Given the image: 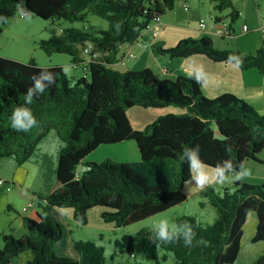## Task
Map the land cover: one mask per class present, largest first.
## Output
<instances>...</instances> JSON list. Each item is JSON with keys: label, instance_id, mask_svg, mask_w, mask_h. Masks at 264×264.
Listing matches in <instances>:
<instances>
[{"label": "trees", "instance_id": "trees-1", "mask_svg": "<svg viewBox=\"0 0 264 264\" xmlns=\"http://www.w3.org/2000/svg\"><path fill=\"white\" fill-rule=\"evenodd\" d=\"M179 1L183 0H0V16L6 19L0 22V34L7 21L20 14L18 6L21 16L45 21L84 25L94 16L107 23L105 29L53 31L48 40L39 43L46 55L69 56L73 66L84 63L81 48L90 46L82 77L68 78L59 66L39 67L33 60L20 63L0 57V161L25 164L52 132L61 143L54 182L43 197L37 196V220L22 218L25 233L20 238L1 236L0 264H12L24 253L30 257L23 264H116L114 257L123 253L134 259L118 264H167L169 259L170 264H233L251 213L256 217V230L250 241H264V185L236 181L221 193L204 195V204L216 214L211 224L201 225L190 216L175 220V224L188 222L192 226L196 235L190 246L180 239L157 247L151 239L153 229L145 228L116 240L109 263L103 249L91 242L71 240L75 258L58 251L65 228L53 215L55 210H71V219L85 226L87 213L101 207L100 219L105 224L128 227L185 201L182 189L190 180V169L180 157L186 148L199 146L200 159L212 170L218 162L223 166L231 160L234 170L226 176L239 172L241 163H257L264 151V115L244 100L231 94L209 99L193 79L184 76L156 79L148 69L118 72L110 68L120 46L137 41L153 20L172 11ZM212 1L219 13L230 10V25L235 23L232 0ZM152 53L171 59L203 55L212 62L264 74V41L252 55L220 52L207 35L182 40L169 49L157 44ZM92 54L96 59H90ZM230 57H239L241 63ZM44 69L54 74L55 81L26 105L36 125L28 132H18L11 126L13 111L25 105L32 77L39 78ZM133 107L170 111L136 131L127 118ZM125 141L135 143L139 161L106 159L83 164L99 146ZM79 165L84 166L81 175L76 174ZM253 264H264V257Z\"/></svg>", "mask_w": 264, "mask_h": 264}, {"label": "rangeland", "instance_id": "rangeland-1", "mask_svg": "<svg viewBox=\"0 0 264 264\" xmlns=\"http://www.w3.org/2000/svg\"><path fill=\"white\" fill-rule=\"evenodd\" d=\"M188 2L190 3V7L192 10H197L195 5L197 3L200 4L201 6L198 7L199 12L201 13L205 23L209 22L210 16L208 14V10L207 8L203 7L208 2V0H188ZM183 14L185 18L183 15H181L179 18L180 27L188 28V26H186L187 24L195 26L194 21H189L187 19L188 13ZM106 26L107 23L105 21L94 16H89L87 18V23L83 25L79 22H74L72 24L60 20L52 22L45 21L34 16H21L20 14H17L7 21L0 34V57L8 58L20 63H27L28 61L33 60L39 67L59 66L63 74L68 78L78 77L83 70L82 64L73 66L71 64L70 57L67 55L54 53L46 55L40 49L39 43L41 41L48 40L53 31L60 33V30L70 27L76 29H83V27L105 29ZM234 41L235 39H225L223 44H226V42H228L230 45H232L233 51L231 52L236 53L238 51L233 46ZM156 45L157 44H154L150 47V53H152ZM213 46L215 48L214 44ZM85 48L90 47H82L81 52ZM89 50H91V48ZM218 51L222 52L221 50ZM82 54L85 55L84 57L89 60L87 56H89L90 53L84 54L82 52ZM152 55L154 54L152 53ZM154 57H158L159 60H175L171 59L168 55ZM180 62H182V60ZM120 65L124 66L125 64L122 61L120 62ZM65 67H68L70 69L69 74L67 75L63 71ZM148 68L151 67L148 66ZM168 68L171 69V67ZM152 72L156 75V77H154L156 79H159L157 78L158 74L156 69L153 68ZM192 72H196L199 76H207L206 73L203 72V70H192ZM258 98L259 100H261V97ZM169 111L170 108L151 109L133 107L127 111V118L133 130H141L152 121L156 120L160 116H163ZM60 147V141L56 137L55 133L52 132L38 146V149L31 160L26 162L23 166H16L13 161L5 160L4 162H6V164L2 169H0V180L4 182L2 186L0 185V189H3L2 187L6 188L7 186H9L10 190L9 193L3 192L0 194V207L4 205V201H6L8 197H11L14 199H11V201L15 203V207H17L15 209L18 215L23 214L22 210L26 212L25 214H30L33 212V210H37V205L39 202L37 196L43 197L54 182L57 154L60 150ZM106 159L119 163L135 162L139 161V153L135 146V143L132 141H125L113 145H101L86 156L83 164L87 162L99 163ZM4 162H0V164ZM243 165L245 169L250 172V175L248 177L242 180H236L234 178L236 173H232L227 176V179L224 181V183L221 184L213 181V183L210 186L206 187L205 190L198 189L195 184L189 180L184 184V187L182 189V192L186 197L185 201L169 208L162 213L156 214L149 219L135 223L128 227L115 228L111 224H105L100 219V213L104 210L101 207L92 208L87 213L85 226L78 225L71 219V210H55L53 212V215L63 224L65 228L63 238L64 243L62 244H70V239L72 241L91 242L103 249L104 257L109 263L108 258L115 252V241L125 234L134 235L140 229H153L154 226L157 225L160 221H167L169 223V226L171 227L175 220L181 216L193 217L201 225L211 224L215 219L216 214L214 209L210 205L204 204V195L206 193H221L223 189L231 187L232 184L236 181L250 186L264 185V155L258 159L257 163L247 161ZM83 170L84 166L79 165L77 167L76 174L81 175ZM206 171L210 174L213 172V170L210 168H207ZM12 178H14V184L11 182H5V179L11 180ZM32 192H34L35 195H33ZM28 203H30L29 205H31L33 209H26ZM6 213L11 217L16 216V214L13 212L6 211ZM2 225L5 227L6 223L0 222V226ZM255 225L256 217L251 213L249 214L246 226L243 229L239 256L233 264H253V262H255L259 257H264V242H260L257 244H252L250 242L255 233ZM9 232L12 234H16L15 227L12 228L11 231L9 230ZM1 236L0 243L2 244ZM2 247L3 245L0 247V249ZM58 251L60 253H64L61 252L60 247H58ZM62 251H64V249H62ZM28 257H30V254L24 253L20 257L14 259L12 264H23ZM131 260H133L131 257H128L123 253L122 255H117L116 257H114L113 261L114 263L118 264L123 261ZM170 263L171 259H169L167 264Z\"/></svg>", "mask_w": 264, "mask_h": 264}, {"label": "crops", "instance_id": "crops-1", "mask_svg": "<svg viewBox=\"0 0 264 264\" xmlns=\"http://www.w3.org/2000/svg\"><path fill=\"white\" fill-rule=\"evenodd\" d=\"M187 2L188 0L177 2L172 11L160 17L157 22L151 23L150 28L147 29L148 31L146 30L143 32L137 41L132 44L120 46L117 60L110 68L118 72L148 69L156 77L152 72L154 68L158 74L157 78L167 80H174L178 76H184L193 79L198 84L202 94L207 98L214 99L222 94H231L246 101L255 108L259 115H264V74L259 73L257 70L250 69L242 71L231 63L212 62L202 55L179 58L171 61L165 59L159 60L158 57L156 58L150 53V47L154 44H160L163 49H169L176 46L177 43L182 40H198L202 36L207 35L211 38L217 50L233 51L232 45L228 42L223 44V42L225 39H235L233 46L239 53L252 55L263 46V40L259 31L264 27V0H232L233 10L237 13V18L235 23L231 25L228 19L230 10L216 13L217 11L214 9L213 1L208 0L203 7L207 8L210 19L209 22L205 23L204 30L199 29L198 26L199 21L203 20L198 8L201 5L197 3L195 5L197 10H192L190 3ZM184 6L187 7L186 11L183 10ZM183 13H188L187 19L189 21H194L195 26L187 24L186 26H188V28L180 27L179 18L181 15L184 16ZM215 19H218V21H215ZM223 26H226L227 33ZM243 26H247L249 32L243 33ZM128 54H131L133 58H129ZM81 58L84 61L82 64L83 70L78 77L84 76L87 71L86 62L88 59L82 56ZM181 60L182 62H180ZM122 61L125 64L124 66L120 65ZM148 66L151 68H148ZM168 67H171V69ZM192 70H203L207 76H199L196 72H192ZM258 97H261V100H259ZM263 155L264 151H262L258 159ZM4 161L5 160H2L0 162ZM5 164L6 162L0 164V169H2ZM5 180L6 183H15L14 178ZM2 188L3 189H0V194L3 192L9 193L6 191V188ZM32 194L35 195L34 192H32ZM11 199L13 198L8 197L6 201H4V205L0 207V222L6 223L5 227L3 225L0 226V236L7 235L13 238H20L25 233L22 226V218L26 217L37 220V213L39 210L37 207V210H33L30 214H25L26 212L22 210L23 214L18 215L15 209L17 207H15V203L11 201ZM29 204L30 203L27 205ZM26 207V209H33V207ZM5 209L8 212L15 213L16 216L11 217L6 213ZM14 227L17 235L9 232V230L11 231ZM2 245L3 244L0 243V247ZM60 249L61 252H64L62 254L72 258L76 257L71 245V239L70 244H61ZM62 249H64V251H62Z\"/></svg>", "mask_w": 264, "mask_h": 264}, {"label": "clouds", "instance_id": "clouds-1", "mask_svg": "<svg viewBox=\"0 0 264 264\" xmlns=\"http://www.w3.org/2000/svg\"><path fill=\"white\" fill-rule=\"evenodd\" d=\"M18 12L23 15V12L18 6ZM0 22H6L3 16H0ZM231 60H235L237 64L241 63L239 57H230ZM65 74H69L70 69L65 67L63 69ZM33 85L27 89L25 94V105L18 106L11 117V126L18 132H28L37 121L32 113V110L26 105L33 103L34 97L42 94L49 86H51L55 77L54 74L47 69L40 72L38 75L32 77ZM47 81V83H45ZM199 146L195 148H186L181 155L182 160H186L190 169V181L200 190H205L210 186L213 181L216 183H224L227 179L226 173H231L234 170V165L231 160H227L223 166L217 163L215 169L210 174L206 171L208 168L199 156ZM250 175V172L245 169L243 163L240 165V171L235 174L236 180H242ZM154 235L151 237L153 243L159 247L160 244L174 243L180 239L183 240L185 246H190L193 243L196 233L193 231L192 226L188 222L181 224L173 223L171 227L167 221H160L153 228Z\"/></svg>", "mask_w": 264, "mask_h": 264}, {"label": "built area", "instance_id": "built-area-1", "mask_svg": "<svg viewBox=\"0 0 264 264\" xmlns=\"http://www.w3.org/2000/svg\"><path fill=\"white\" fill-rule=\"evenodd\" d=\"M183 9L186 11V10H187V7L184 6ZM158 20H159V19H155V20L152 21V23L157 22ZM150 25H151V24H150ZM150 25L147 26V29L150 28ZM198 26H199V29L204 30V29H205V22H204V20H200ZM223 27H224L225 32H226V30H227L226 26H223ZM242 32H243V33H247V32H249L247 26H243V27H242ZM259 32H260V35H261L262 40L264 41V27L261 28ZM226 33H227V32H226ZM89 47H90V46H89ZM90 48H91V47H90ZM90 48H85V49L83 50V53H84V54H89L90 51H91V50H89ZM96 57H97V55H93V54H92L91 59H96ZM128 57H129V58H133V56H132L131 54H128ZM3 184H4V182L0 180V185L2 186ZM9 190H10V188H9V186H7V187H6V191L9 192ZM28 207H31V205H28Z\"/></svg>", "mask_w": 264, "mask_h": 264}]
</instances>
